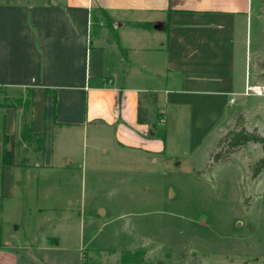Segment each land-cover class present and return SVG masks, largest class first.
<instances>
[{
	"label": "crops",
	"instance_id": "obj_1",
	"mask_svg": "<svg viewBox=\"0 0 264 264\" xmlns=\"http://www.w3.org/2000/svg\"><path fill=\"white\" fill-rule=\"evenodd\" d=\"M262 17L257 0H0V105L30 95L0 106V137L2 121L16 140L26 121L44 140L21 167L1 165L0 139V264H51L63 237L40 216L17 237L11 200L19 175L72 168L73 144L195 169L239 118L264 137V94L244 95L264 86Z\"/></svg>",
	"mask_w": 264,
	"mask_h": 264
},
{
	"label": "rangeland",
	"instance_id": "obj_2",
	"mask_svg": "<svg viewBox=\"0 0 264 264\" xmlns=\"http://www.w3.org/2000/svg\"><path fill=\"white\" fill-rule=\"evenodd\" d=\"M257 6L264 19V0ZM236 131L216 146L226 161L195 169L173 160L143 163L108 145L101 154L90 141L73 144L74 168L17 177L23 181L11 200L12 233L23 239L40 216L43 233L63 237L61 247L44 253L51 264H135L122 260L123 250L143 251L140 264H264V172L251 177L262 150L254 142L231 147ZM32 142H18L17 166L30 162ZM35 205L48 209L37 214Z\"/></svg>",
	"mask_w": 264,
	"mask_h": 264
},
{
	"label": "trees",
	"instance_id": "obj_3",
	"mask_svg": "<svg viewBox=\"0 0 264 264\" xmlns=\"http://www.w3.org/2000/svg\"><path fill=\"white\" fill-rule=\"evenodd\" d=\"M24 105L26 108L30 107V95L27 98L26 104H23L22 98L15 99L10 101L9 103H4L0 106L4 107H14V106ZM138 120L143 122L144 119L140 116V110L138 115ZM239 118L236 122L235 128L238 130L233 134L231 138V147L237 148L245 145L248 142L258 143L262 150V156L253 163L251 167V177L255 178L259 173L264 172V137L259 134L256 130L248 131L245 129L243 125L239 124ZM153 130L157 137H159L162 141H165V128L162 125H152ZM19 139L16 140V136L14 134L5 133L4 129V121L1 124V165H13L15 158V148L17 147L18 142H36L37 150H42L44 146V140L41 133L32 132L29 124L25 121L23 123L22 129L19 133ZM226 135L223 137L225 139ZM222 142V139L219 140L218 145ZM228 159V155L226 157H221L217 152H213L211 156V162H219L226 161ZM141 255H143V251H130L123 250L121 252L122 260L124 262H133L135 264H140L142 262Z\"/></svg>",
	"mask_w": 264,
	"mask_h": 264
},
{
	"label": "built area",
	"instance_id": "obj_4",
	"mask_svg": "<svg viewBox=\"0 0 264 264\" xmlns=\"http://www.w3.org/2000/svg\"><path fill=\"white\" fill-rule=\"evenodd\" d=\"M263 94H264V86H256V85L250 86V85H247L245 87V90H244V95H257V96H260V95H263ZM233 100H234V98L230 99L231 102Z\"/></svg>",
	"mask_w": 264,
	"mask_h": 264
}]
</instances>
